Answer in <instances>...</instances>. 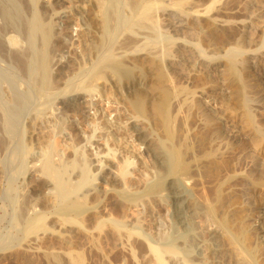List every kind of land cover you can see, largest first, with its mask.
I'll list each match as a JSON object with an SVG mask.
<instances>
[{"label":"rangeland","instance_id":"374dc122","mask_svg":"<svg viewBox=\"0 0 264 264\" xmlns=\"http://www.w3.org/2000/svg\"><path fill=\"white\" fill-rule=\"evenodd\" d=\"M81 1L83 2V0ZM95 1L96 0H86L82 6V8L86 6L84 8L86 15L91 17L89 18L91 24V37L89 36L90 38L87 39L88 36L86 34L80 33L81 41H79V39L78 41L76 40V42L75 38H77L76 35L80 29L75 23L76 19L73 20L72 18L73 21L69 23L68 31L60 38V42L62 43L59 42L60 45L58 44L60 49L69 46L68 44L71 45L73 41V49L79 56L80 49L87 45L85 43H89L88 40H91V43L97 41L100 21L96 15V8L93 5ZM194 1L201 4L204 0ZM243 3L244 0H220L216 4L214 12L236 19L242 16L243 7L241 6H243ZM260 8L259 10L264 11V6ZM164 15L162 14L163 18L165 17ZM262 18H259V22H257L259 27L257 26L258 30L253 36L249 47L250 49L252 47V49H254L256 46L261 45L263 41L264 21L261 20H264V17ZM203 20L205 22L200 21V24L189 19L188 24H190L189 27H193V30L195 28L194 31H200V33L196 34H199L198 38L201 41L198 38L196 40H199V45L204 47L206 45L204 49H208L210 53L217 51V53L219 52L218 54H226L227 52L224 47L228 46L230 43L233 44V42L234 44L240 42L241 33L237 26H216L206 19ZM160 33L164 36L165 30L161 29ZM71 35L74 36V39H72ZM236 39H238V42L235 41ZM82 43L83 46H81ZM181 52L182 54L179 53L180 56L176 58L178 65L175 64L174 73L176 75V80L183 81L184 78V81H186L184 85L187 83L189 95L187 92L185 95L181 94L177 96V87H175L176 80L172 81L168 77L167 68L162 60L159 61L156 60V58L155 60L153 58L146 59L143 58V56H133L131 58L127 56L121 58L118 62H121L123 66L126 64L127 66L133 67L131 69H134V72L132 71V75L130 74L132 77L130 76V78L135 79L133 87L136 90L132 87L127 93L124 91L125 88L120 87L122 85H119L117 81H115L116 83L114 81L109 83L105 81L101 82L103 91L102 97H100V95L90 97L89 92V94L85 93L79 100L81 106L79 112H67L69 119L73 122V126H70L69 130L74 141H77L74 142L76 143L75 145L70 146L66 141H63L62 138H57V134H55L56 131L54 130V132L52 129L54 128L53 126H48L47 124V127L46 124L41 121L34 125L32 123V127H34L32 131H35L36 136H38L35 141L32 140L31 142L28 141L30 144L27 143L28 146H30V151H35V154L36 152L41 154L39 159L43 158L42 156L46 154L45 152H52L51 148L55 145L56 149L54 150L53 148L54 152H52V154L56 151V154L61 158L59 159L58 156L55 161H59L57 162L59 164H61V162L63 164L65 161V163H67L65 165H69L71 168H69V170L74 168L72 171L75 172L78 169L81 172L82 169L86 168L89 170V168H91L87 159L92 158L97 160L101 155L113 156L112 167L114 168V173L116 175L118 174V180L109 181L111 179L101 178L102 181L99 178V180L86 186L91 188L88 189L89 193L91 192L89 196L82 199L83 194L87 193V191L84 192L83 190H81L80 195H77L80 202H82V209L86 213L81 210L80 212H76L77 216L74 212L69 215L61 216L55 211L59 203L54 194L49 195L46 192L47 195L42 193L40 195L35 194L34 196H30V185L39 181V174H36L39 173V171L32 173L29 177L27 176L25 179L26 181H23V179L21 180V178L15 180V191L11 192L10 189L8 190L10 180L7 174H3L5 172L1 165V155L5 158L4 154L8 152L9 146L13 145V141L11 142L9 133L5 131L4 126L0 124V152H2V154L0 153V239L7 236L10 237V234L12 237L14 236L15 239L17 238L9 248H0V264H264V135L260 133L259 129H255L256 127L254 128V126L250 127L245 121L249 106H252L253 109L255 108L254 111L256 110L257 113L254 112V114H256V116L258 114L262 119L264 118V85L261 84V82H257V75H255V67L252 62H247L245 65L243 63L237 65V67L239 66V70L242 69V72L240 71L241 74L243 73L245 75H242L243 79L244 77H247V79L249 77L248 80L244 79V81H249L248 84L250 82L252 83H250L251 86L246 83V87L248 88L242 87L245 89L243 90L241 88L242 85L239 84L240 82L227 72L226 60L221 61L220 65L215 69L211 67L207 69L208 71L203 69V71L196 72L193 66L195 58L191 57L192 54H188L189 52L187 51ZM247 53L248 54L244 56L245 58L254 54L253 51ZM75 58L76 61L79 60V58ZM75 58L73 60H75ZM262 61L261 63L264 64V57ZM138 69H140V71ZM141 72L143 74H141ZM117 89L118 93H116ZM190 89L192 90L191 92ZM249 90H251L250 93ZM244 91L246 92L245 94H243ZM93 92L96 93L95 91ZM133 93H136V97L133 96ZM175 93L178 98H175ZM247 93L249 94L246 95ZM183 95L188 98L186 99L189 102H191L192 99L194 101L205 100L207 104L215 108L214 110L217 115L215 116L217 122H215L219 125L218 127L220 130L218 135V130L215 131V126L204 120L202 114L198 112L197 106L194 105L195 103L193 104L194 106H188L187 108V104H182L185 101ZM138 97L140 101L137 99ZM190 97L192 98L191 100H189ZM91 98L100 106L86 107L87 102L90 101ZM250 98L252 99L251 102ZM129 99H134L133 101L136 102V107L138 106L137 109L140 112L139 114L137 113V109L134 110L135 106L131 105L133 101H129ZM246 99H248V101ZM116 106L117 108H115ZM190 107L192 108L190 109ZM139 108H141V110ZM117 110L120 111L121 118L125 121L128 117L133 115L137 116L134 114L136 112L138 118L142 120L141 126L144 130L149 131L151 135L153 134V137H155L158 142L168 138L172 139L173 142L175 141L174 143H177V146H183L180 148L183 152L182 159L185 158V169L183 168L182 173L184 174L186 172L184 175H192L191 177L195 181L192 187L194 191L197 192L196 195H199V197L202 196V200L208 205L207 208L209 211L211 210L210 213L212 214V219L209 217L207 218L205 213H200L197 216V222L199 224L196 229V235H198L200 240L208 241L211 235L214 234V237L217 239L214 238V240H216L215 242L220 248L219 251H197L194 246L189 244L186 245L182 239H175L171 242L165 241L166 243L162 238L160 239V234L162 235V233L165 231L167 232V230L171 231L172 228V219H169L171 217L168 205L169 201L165 199L163 201V198L161 199L160 197L158 199L156 198V201H153V199L148 196V193L145 194L146 191L148 192L147 187L150 186L148 183L152 182L153 184V181L156 182L155 180H157L155 172L156 165L151 163L153 162L151 158L144 164L139 163L142 159H138L139 162L136 164L138 168L136 166V168L131 169V166L127 165L126 159L131 155V153H127V151L133 149L132 146H130V142L126 141V139L130 137L127 131H111V133H114V136L119 138L122 137L123 139L117 141L118 143L116 140L106 142L107 130L105 127L107 126V113L113 111V116ZM166 111L168 114L172 115L169 123L170 125L168 124L169 126L164 124L167 123ZM94 114H96V116H94ZM225 120H228L229 126L231 125V131L238 134V138L232 142V146H230L231 144H226L227 141L223 132V121ZM35 127L39 129V134L38 129ZM119 129L124 130L122 127ZM104 134L106 136H104ZM38 138H40V140H38ZM89 138L91 141L88 140ZM97 139L99 140L97 141ZM159 139L161 140L159 141ZM93 140L94 144H92ZM133 142L137 144L138 140H133ZM219 147H221V149L217 151V153L208 155L212 148L216 149ZM230 147L231 149H228ZM141 148L143 149V147ZM134 150L135 149L132 150L133 153ZM38 154H36V156ZM56 154H54V156L57 157ZM201 154H205L206 157L204 158ZM91 155L92 157H90ZM186 157H188V159ZM67 160L70 161V163ZM193 160L196 161L192 162ZM38 162L40 164V161ZM71 163L74 164L72 165ZM78 170L76 173L78 172L79 175L80 172ZM90 170L92 171V169ZM128 170L130 172L134 171L133 174ZM78 178L79 177L75 176L72 182L74 183ZM104 179L108 182H104ZM69 182H71V180H69ZM93 183L94 185L92 186L91 184ZM89 185L92 187L96 185L97 188H92ZM46 191H48V189ZM132 192L134 193L132 194ZM26 196L30 197L31 202L30 200L28 201L30 202L29 209L25 212V217L45 213L47 217L50 216L46 219V223L44 222L39 228L34 227L32 229L28 224H25L21 230V226H16V228L13 226L12 215L14 214V207L16 210V204ZM136 196L142 199L143 202L139 204L140 206L138 205L139 208L138 206H133L131 203L132 198L133 200L138 199ZM77 197L75 196V199ZM98 202H100V204ZM144 202H146V205ZM96 205L99 208L96 207ZM92 206H94V208ZM132 217L133 219H131ZM224 227L233 234L235 232H237L236 234L241 233L240 236L242 239L244 238V240L240 239L241 242L238 241L237 244L232 243L228 240ZM171 247L175 249L173 250ZM157 254L163 255L161 257L163 259H160L159 255L157 257ZM242 256L245 257V260L241 259Z\"/></svg>","mask_w":264,"mask_h":264},{"label":"bare ground","instance_id":"6f19581e","mask_svg":"<svg viewBox=\"0 0 264 264\" xmlns=\"http://www.w3.org/2000/svg\"><path fill=\"white\" fill-rule=\"evenodd\" d=\"M85 1L83 0L82 2L81 0H0V124H2L4 126V130L9 133L11 142L13 141V145L9 146L8 148L9 153H5L6 155L3 153L5 158L1 155V165L3 166L5 172L3 174H7L10 180L8 190L10 189V191L12 192L15 191V180L21 178V180L23 179V181H26L25 179L27 178V176L29 177L32 173L39 171V173H36L39 174V181H36L35 184L30 185V190L28 189L29 194L30 196H34L35 194L40 195L42 193L46 194V192L49 195L54 194L55 198L58 200L57 202L59 203L58 208L57 210L55 209V211L61 216L69 215L72 212H74L76 215V212H80L81 210L84 211L82 209L83 205H81L82 202H80V199H78L77 195H80L81 190H83L84 192L87 191V193H82V199L89 196L91 192L89 193L88 189L91 188L86 187L88 186V184L99 180V178L111 179L109 181L118 180V174L116 175L114 173V168L112 167L113 156L110 157L107 155L100 154L101 156H97V160H94L92 158L87 159L91 168H89V170L86 168L82 169L81 172L77 169L80 172L78 175V172L76 173L77 170L75 172L72 171L74 170V168L72 170H69L70 166L65 165L67 164L65 163V161L63 162V164L62 162L61 164H59L57 163L59 161H55V159L59 156L56 154V151L54 154H56L57 157L52 154V152H54V150L56 149L55 145L53 146L54 150L50 147L52 149V152H45L46 154L44 153L45 155L42 156L43 158L41 159H39L41 154H38L36 152V154H38L36 156L35 151H30V146H28V143L32 140L35 141L38 136H36L35 131H32V129L34 128L32 127V123L34 125L38 124L39 121H41L45 123L46 126L47 124L48 126H53L54 128L52 129L53 131H56L54 132L55 134H57V138H62V140L66 141V143L70 146L75 145L76 143L74 142L77 141H74V138H72L73 136L69 130L70 126H73V122L69 119L67 112H79V110L81 109V106L79 104L80 98H82L85 93H90V97H93L94 95H100V97H102L103 91L101 82L105 81L108 83L112 81H117L119 85H122L120 87L125 88L124 91L126 92L130 91L129 89L134 86L135 79L130 78V76L132 75V71L134 72V69H131L133 68L132 66L130 67L126 64L123 66L121 62H118L121 58L127 56L130 58L133 56H143V58L146 59L153 58L155 60L156 58V60H162V62L165 63V66L167 68L169 74L168 77L172 81L176 80L174 67L175 64H177L178 62L176 58L180 56L179 53L182 54L181 51H187L189 52L188 54H192L191 57L195 58L193 65L195 68H193L196 70V72L203 71V69L205 71H208L207 69H210L211 67L215 69L220 65L221 61L226 60V66L228 68L227 72L229 73V75L231 74L234 79L240 82L239 84L242 85L241 88H248L246 87V83L250 86L252 83L250 82L251 84H248L249 81H244V79H247V77H244L243 79V76L245 75L243 73L241 74L242 69L239 70V66L237 67V65L240 63H243L245 65L247 64V62H252V64L254 63L253 66L255 67V75H257V82H261V84L264 85V64L261 63L264 57V37L261 45L256 46L254 49H252L253 47L251 49L249 48L253 36L255 35L259 27L257 25V22H259V18L261 19L262 17H264V11L259 10L260 7L264 6V0H244L243 6H241L243 7L241 13L242 16H238L239 18L236 19L231 18L229 16L226 17L225 15L214 12L216 4L220 0H201V4L197 3L194 0H96L95 2H93V5L96 8V15L100 21V29L98 32L97 41L95 43H91V40H88L89 43H85L87 45H84L85 47H82V49H80V55L78 56V54H76V51L73 49V41L71 43L70 40L71 45L68 44L69 46H62L63 48L61 49L59 48L58 44L60 42V38H62L61 36L63 34H66V31H68L67 29L69 27V23H71L75 19V23L79 26L80 29L76 35L77 38H75V41H78L80 39V33L86 34L88 36L87 39L91 37V24L89 21V18L91 17H88L86 15L84 9L86 6L82 8ZM162 14H166L164 15V18L162 17ZM189 19H192L196 23H200V21H204L203 19H206L208 22L210 21L216 26H237V28L240 29L241 33L240 42H238V39H236L235 41H237L238 43L234 44L233 42V44L230 43L228 44V46L224 47L227 52L226 54L221 55L218 54L219 52L217 53V51L210 53L208 49H204L206 48V45L205 47L199 45V34L196 33H200V31L196 32L194 31L195 28L193 30V27H189ZM161 29L165 30L166 35L165 33L164 36L161 35V33L163 34V30L160 33ZM71 37L72 39H74V36L71 35ZM197 38L199 39L198 41L196 40ZM79 41H81V39ZM81 46H83V43ZM250 51H253L254 54L245 58L244 56L247 55V52ZM75 57L79 58V60L76 61ZM74 58L75 60H73ZM138 70L140 71V69ZM142 72L141 74H143ZM175 82L176 86H174L177 87V92L175 91L177 93V96L181 94L185 95V93L187 94V92L189 95V89H187L186 85L187 83L184 85V82H186L184 81V78L183 81L176 80ZM244 88L242 89L245 90ZM93 91H95L96 93H94ZM191 91L192 90L190 89V92ZM250 91L251 90H249V93ZM116 93H118V89ZM176 93L175 98L177 97ZM245 93L246 92L244 91L243 94ZM249 93H247L246 95H248ZM135 94L133 96H135ZM186 98L187 97H184L185 103L183 102L182 104H187V106L185 105L186 108L188 106H197L199 110L198 112L202 114L204 120L210 123L211 125L215 126V131L218 130V135L220 130L218 127L219 125L216 123L217 119L215 120V116H217L214 110L215 108L207 104L205 100L194 101L190 97L189 100L192 99V101L189 102L187 100L188 98ZM137 99L139 100V97ZM92 100L93 98H91V100L87 102L86 107L100 106L94 100ZM130 100L133 101L134 99H129V101ZM246 100L248 101V99ZM251 100L252 99L250 98V102ZM131 103V105L135 106H133L134 110H136L138 107H136V102L133 101ZM115 108H117V106ZM191 108L192 107H190V109ZM139 109L141 110V108ZM254 109L252 106H249L248 110L246 109L247 113L245 121L250 125V127H256L255 129H259L260 133L264 135V118L262 119V117L258 114L256 116V114H254L256 110L254 111ZM118 110L115 111L113 116V111L107 113V126L105 127V129L107 130L106 142L113 140H116L117 142L123 139L122 137L119 138L117 136H114V133H111V131H127L130 137H128L126 141L130 142V146L135 149L134 153L132 151L133 149L127 151V153H131V155H129L126 159L127 165H130L131 169L136 168V164L139 162L138 159H142L139 163L144 164L145 162H148L150 158L151 160H153V162L151 163L156 165L155 172L157 180H155L156 182L153 181V184L152 182L148 183L150 184V186L147 187L148 192L146 191L145 194L148 193V196L151 197L153 201H156V198L158 199L159 197L161 199L163 198V201L164 199L166 201H169L168 205L171 214V217L169 219H172L171 231L167 230V232L165 231L164 233H162V235L160 234V239L162 238L164 242H171L175 239H182L186 243V245L189 244L194 246L197 251H219L220 248L215 242L217 239L214 237V234L211 235V238L208 241H202L198 238V235H196V229L198 228L199 224L197 222V216L200 213H205L207 218L209 217L210 219H212V214L210 213L211 210L209 211V209L207 208L208 205H206V203L202 200V196L199 197V195H196L197 192L194 191V188L192 187L193 183L195 182L194 179H192L191 177L192 175H184L186 172L184 174L182 173L185 158L182 159L183 152L180 148L183 146H177V143H174L175 141L173 142L172 139L168 138H165V140L158 142V140L153 137V134L151 135L149 131L144 130V128L141 126L142 120L138 118V114L140 113L138 109V114L136 112L134 113L137 116L133 115L131 117H128L126 121L121 118V113ZM166 113L167 123L164 124L168 125L171 121L172 115L168 114L167 111ZM94 116H96V114H94ZM230 126L228 120L223 121V132L226 137V144H231L230 146H232V142H234V140L238 138V134L231 131L232 128H230ZM121 127L124 128V130H120L119 128ZM35 128L38 129L37 127ZM106 135L104 134V136ZM38 140H40V138H38ZM88 140L91 141L90 138ZM98 140L99 139H97V141ZM133 140H138L137 144H134ZM160 140L161 139H159V141ZM92 144H94V140ZM141 147H143V149ZM220 149L221 147L216 149L212 148V150L209 151L208 155L215 154ZM228 149H231V147ZM0 153L2 154V152ZM202 156L204 158L206 157L205 154ZM90 157H92V155ZM186 158L188 159V157ZM59 159H61L60 156ZM38 161H40V164ZM195 161L193 160L192 162ZM68 162L70 163V161ZM90 169H92V171ZM133 172L130 173L133 174ZM75 176L79 178L73 183L72 179H74ZM106 179H104V182L106 181ZM69 180H71L73 184L69 182ZM107 182L108 181H106V183ZM91 185L93 186L94 183ZM92 188L97 187L95 185ZM47 189L48 191H46ZM133 193L134 192H132V194ZM75 196L77 197L76 199ZM29 200L30 197L26 196L25 198H23V200L19 201L16 204V210L14 207L12 223L15 228L16 226H21L22 230V227L25 224H28L29 227H31L32 229L34 227L39 228V226H41L46 221V219L50 217H47L46 213L25 217V212L28 211L29 203L31 202V200L30 202H28ZM141 202L142 199L139 198L134 200L132 198L131 201V203L133 204V206L135 205V207L141 204ZM98 203L100 204V202ZM145 203L146 202H144V204ZM94 206L92 207L94 208ZM96 207L98 206L96 205ZM131 219H133V217ZM224 230L228 236V240H230L232 243L237 244L240 239L244 240V238L242 239L240 236L241 233L236 234L237 232H235L233 234L232 232L228 231L225 227ZM9 236L10 237L7 236L5 238L0 239V248H9V246H12V244L14 243V240H17V238L15 239V237H12L11 234ZM214 238L216 240H214ZM158 255L159 254H157V257ZM162 256L163 255H159L160 259H163L161 258ZM241 259L245 260V257L242 256Z\"/></svg>","mask_w":264,"mask_h":264}]
</instances>
